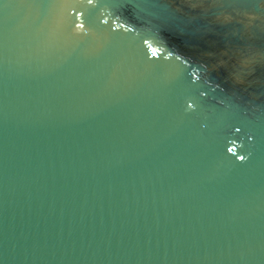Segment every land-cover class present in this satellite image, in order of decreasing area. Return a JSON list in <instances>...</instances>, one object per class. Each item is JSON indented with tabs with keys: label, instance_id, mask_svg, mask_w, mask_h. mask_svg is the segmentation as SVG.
I'll return each mask as SVG.
<instances>
[{
	"label": "water",
	"instance_id": "water-1",
	"mask_svg": "<svg viewBox=\"0 0 264 264\" xmlns=\"http://www.w3.org/2000/svg\"><path fill=\"white\" fill-rule=\"evenodd\" d=\"M0 264H264V0H0Z\"/></svg>",
	"mask_w": 264,
	"mask_h": 264
},
{
	"label": "clouds",
	"instance_id": "clouds-1",
	"mask_svg": "<svg viewBox=\"0 0 264 264\" xmlns=\"http://www.w3.org/2000/svg\"><path fill=\"white\" fill-rule=\"evenodd\" d=\"M243 159V158H242Z\"/></svg>",
	"mask_w": 264,
	"mask_h": 264
}]
</instances>
